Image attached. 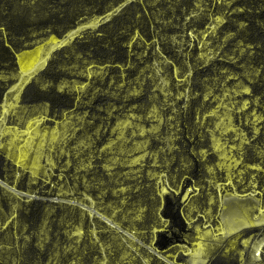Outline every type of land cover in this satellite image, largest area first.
<instances>
[{
	"label": "trees",
	"instance_id": "16d2710c",
	"mask_svg": "<svg viewBox=\"0 0 264 264\" xmlns=\"http://www.w3.org/2000/svg\"><path fill=\"white\" fill-rule=\"evenodd\" d=\"M206 2L207 5H206ZM0 0V104L16 82V53L31 48L49 36L63 37L81 21L104 17L69 42L56 48L45 65L21 89L19 104L45 105L47 116L58 119L65 111L77 109L97 125L109 111L123 116L132 111L145 119L152 108L162 117L155 133H147V149L156 153L155 163L147 158L134 178L116 183L103 168V158L95 156L86 172L93 187L117 201L118 214L107 224L97 216L84 214L81 235L69 237L65 231L78 206L52 199L46 191L32 197H10L0 184V223L8 221L4 232L18 236L13 248L14 264H177L187 256L177 252L175 263L167 254L176 246H190L194 225L185 215V201L193 195L200 210L208 206L217 190L209 181V167L218 155L213 149L208 114L215 106L213 92L223 83L239 79L248 92L249 107L262 116L254 132L243 124L248 136L240 158L242 164L264 170V0ZM212 12L223 16L218 27L219 48L208 61L197 56L198 42L189 32H198L209 22ZM109 14L108 16H106ZM225 38L222 41V37ZM160 59L162 71L175 81L174 68L183 78L184 94L177 89L164 96L154 88L152 78L142 69ZM103 66L99 76L87 78L79 70L87 64ZM140 83L132 88L130 83ZM77 80L87 82L78 97L74 90L60 87ZM123 82L122 85H119ZM169 102H171L169 104ZM114 121V118H110ZM14 165L0 149V180L17 189ZM150 171V172H149ZM156 171L161 177L152 176ZM160 178L161 183L158 182ZM221 180V179H220ZM127 186L124 191L116 186ZM164 185L165 189L161 190ZM262 185L260 182L259 187ZM96 186L100 188L95 189ZM216 208V206H214ZM215 210V209H214ZM44 226V234L42 227ZM256 230L244 227L222 238L208 253L204 264H235L240 238ZM95 231V232H94ZM125 232L136 240H129ZM236 237V239H235ZM232 240L235 245L230 247ZM132 241L134 249L127 247ZM229 248H228V247ZM128 251L129 257L122 254ZM0 264H5L0 259Z\"/></svg>",
	"mask_w": 264,
	"mask_h": 264
},
{
	"label": "rangeland",
	"instance_id": "374dc122",
	"mask_svg": "<svg viewBox=\"0 0 264 264\" xmlns=\"http://www.w3.org/2000/svg\"><path fill=\"white\" fill-rule=\"evenodd\" d=\"M103 18L85 19L61 38L49 36L31 48L18 51L16 82L7 90L0 104V149L14 165L11 174L13 181L19 180L27 190L10 185L25 193L21 194L3 187L9 191L10 197L30 198L38 191H46L56 201L78 206L83 212L76 223V212L71 210L68 228L65 229L69 237L81 235L80 225L84 214L90 218L97 216L111 226L114 225L105 218L111 220L118 214L114 198L105 197L102 188L91 191L93 184L86 172L93 167L94 157L103 158V168L116 183L134 178L147 158L152 159V164L155 163L156 153L147 149L148 139L145 135L157 132L162 122L161 114L155 107L145 116L150 120L148 126L141 122V116L132 111L125 112L123 116L109 111L106 118L92 125L93 119L77 109L65 111L58 119H53L47 116L45 105L28 107L19 104L22 87L45 65L52 52L83 31L94 28ZM209 19L203 29L189 32L190 37L198 42L197 56L202 61L212 59L219 48L218 27L223 16L212 12ZM224 38H221L222 41ZM162 62L155 59L146 69H142L143 74L152 78L154 88L164 96L172 93L171 85H174L176 95L180 97L185 89L183 78L178 77V70L174 68L175 81L171 83L162 71ZM102 72L103 66L93 63L79 70L87 78L99 76ZM138 83L140 80L136 79V83L130 85L134 88ZM86 84L73 80L60 87L74 90L80 97ZM221 87L219 92H213L215 106L208 113L213 117L211 140L218 155L216 165L209 167V181L216 188L217 195L210 196L208 206L202 210L193 197L196 193L189 195L185 201L184 215L188 223H193L198 217L201 220L194 225L195 235L190 246L178 245L164 257L172 258L171 261L175 263L177 252H182L187 256L186 262L177 264H197V256L206 257L222 238L246 225H264V174L260 180L256 171L261 168L254 164H242L240 158L243 146L248 142L243 124L256 132L261 126L262 116L255 108L249 107L248 99L243 96L248 88L239 79L223 83ZM111 117L114 118L112 122ZM151 173L152 176H162L156 171ZM158 182L161 183L160 178ZM260 182L262 185L259 187ZM126 187L116 186L112 193H117L118 189L124 191ZM98 188L100 186L95 187ZM164 189L162 185L161 190ZM7 223H0V259L5 264H14L13 248L18 236L15 234L13 238L9 230L4 232ZM43 232L44 226L40 233L43 235ZM125 236L129 240H136L132 233L125 232ZM235 242L232 240L230 247ZM127 247L134 249L132 241L127 242ZM128 255V251L122 254L124 258ZM101 264H105L104 257Z\"/></svg>",
	"mask_w": 264,
	"mask_h": 264
},
{
	"label": "crops",
	"instance_id": "0c3cea01",
	"mask_svg": "<svg viewBox=\"0 0 264 264\" xmlns=\"http://www.w3.org/2000/svg\"><path fill=\"white\" fill-rule=\"evenodd\" d=\"M245 227H255L256 230L240 238L236 248L237 262L235 264H264V225L254 223ZM206 258L207 256L203 255L197 256V264H204Z\"/></svg>",
	"mask_w": 264,
	"mask_h": 264
},
{
	"label": "water",
	"instance_id": "95a60500",
	"mask_svg": "<svg viewBox=\"0 0 264 264\" xmlns=\"http://www.w3.org/2000/svg\"><path fill=\"white\" fill-rule=\"evenodd\" d=\"M0 184L3 185V186H5V187H7V188H9V189H11L12 191H15V192L21 193V194H25L24 192H21V191L15 189L14 187H11L10 185H8L7 183H5V182H3L1 180H0Z\"/></svg>",
	"mask_w": 264,
	"mask_h": 264
}]
</instances>
